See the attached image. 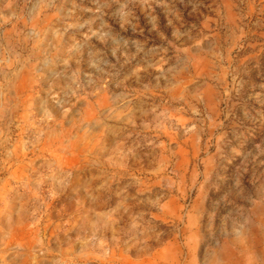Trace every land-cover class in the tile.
Returning a JSON list of instances; mask_svg holds the SVG:
<instances>
[{
  "label": "rangeland",
  "instance_id": "rangeland-1",
  "mask_svg": "<svg viewBox=\"0 0 264 264\" xmlns=\"http://www.w3.org/2000/svg\"><path fill=\"white\" fill-rule=\"evenodd\" d=\"M230 253L264 264V0H0V264Z\"/></svg>",
  "mask_w": 264,
  "mask_h": 264
},
{
  "label": "crops",
  "instance_id": "crops-1",
  "mask_svg": "<svg viewBox=\"0 0 264 264\" xmlns=\"http://www.w3.org/2000/svg\"><path fill=\"white\" fill-rule=\"evenodd\" d=\"M231 255H232V257H230V258H225V259H222V262L224 263V264H233V263H235L236 262V256H235V254L234 253H230ZM225 261V262H224Z\"/></svg>",
  "mask_w": 264,
  "mask_h": 264
}]
</instances>
